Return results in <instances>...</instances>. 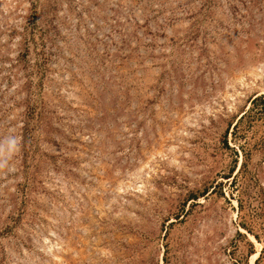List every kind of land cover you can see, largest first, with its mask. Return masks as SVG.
<instances>
[{
  "label": "rangeland",
  "instance_id": "374dc122",
  "mask_svg": "<svg viewBox=\"0 0 264 264\" xmlns=\"http://www.w3.org/2000/svg\"><path fill=\"white\" fill-rule=\"evenodd\" d=\"M263 95L264 0H0V264H264Z\"/></svg>",
  "mask_w": 264,
  "mask_h": 264
},
{
  "label": "trees",
  "instance_id": "16d2710c",
  "mask_svg": "<svg viewBox=\"0 0 264 264\" xmlns=\"http://www.w3.org/2000/svg\"><path fill=\"white\" fill-rule=\"evenodd\" d=\"M261 100H264V95L263 96H257L255 98L252 99V103H255L257 101H261ZM243 116H240V119L242 118ZM236 126V124H235Z\"/></svg>",
  "mask_w": 264,
  "mask_h": 264
}]
</instances>
